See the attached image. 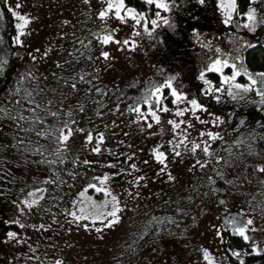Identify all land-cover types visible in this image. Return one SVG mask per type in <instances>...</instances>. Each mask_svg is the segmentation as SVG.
Returning <instances> with one entry per match:
<instances>
[{"label": "rangeland", "instance_id": "rangeland-1", "mask_svg": "<svg viewBox=\"0 0 264 264\" xmlns=\"http://www.w3.org/2000/svg\"><path fill=\"white\" fill-rule=\"evenodd\" d=\"M1 1L22 54L0 84L4 264H234L227 245L264 251V70L245 63L264 45V0L244 12L141 0L155 23L126 0ZM156 211L176 218L161 243L139 224Z\"/></svg>", "mask_w": 264, "mask_h": 264}, {"label": "trees", "instance_id": "trees-1", "mask_svg": "<svg viewBox=\"0 0 264 264\" xmlns=\"http://www.w3.org/2000/svg\"><path fill=\"white\" fill-rule=\"evenodd\" d=\"M126 2L132 6H135L137 10L144 12V14H147L149 19L152 21L160 17V15L158 14L159 8H157L155 5H152V7L149 8V6L146 4L147 6L145 5L144 8L139 4V2L143 3V1L141 0H126ZM239 3H240L241 11L244 12L247 9H249L250 6H252L253 0H239ZM10 27H11L10 14L8 8L0 0V65H2V67H0V84L3 82V79L5 78L7 73H9V71L15 66L17 60L19 59V56L22 55L21 54L18 56L17 50L14 48V46L11 43ZM245 63L251 69L264 70V45L258 44V45L250 46L249 49L246 50ZM217 75L219 76L217 72L211 73V76H213L214 78L218 77ZM56 159H57L55 161L56 163H61L62 161H64V158L62 159L61 157H57ZM6 169L9 172L11 171L7 167ZM95 195L97 196V198L99 197L98 193ZM2 218H3L2 213L0 212V219ZM233 240L240 247L245 245L244 240L241 237L235 236ZM227 250L228 252H230V256L234 264H264V251L254 252V250L248 248L245 254L236 255V253H234L231 250V248L228 247V245H227ZM5 260L6 259L4 258V252L0 249V264H4Z\"/></svg>", "mask_w": 264, "mask_h": 264}, {"label": "flooded vegetation", "instance_id": "flooded-vegetation-1", "mask_svg": "<svg viewBox=\"0 0 264 264\" xmlns=\"http://www.w3.org/2000/svg\"><path fill=\"white\" fill-rule=\"evenodd\" d=\"M145 15H146V17H144V19L146 20V18L148 16H147V14H144V16ZM248 49H249V47H248ZM245 56H246V52H245ZM161 65H162L161 66L162 67L161 69L163 70V73H162L163 76H165L169 80L175 81V76H172L171 75V73L173 72V70L171 68L170 69H167L168 67L163 66V64H161ZM227 66L231 70V68H232L231 65H227ZM161 104H164V103L161 102ZM234 119H235V116L233 118H229V121H233ZM238 119H239V117H238ZM239 125L240 124L238 122H236V126H239ZM247 130H248V126H246L242 130V132H245ZM224 153H228V151H225ZM223 167H224V164L221 166V168H223ZM220 169L217 170L215 176L211 177L212 182H215L216 179H217V177L220 178L222 176V174L224 173L225 168L223 169L222 172H220ZM216 198H218V196ZM178 213H180V212H178ZM174 216L175 215H173V213L170 212V211H165V212H163V211H156V212H150L149 214L145 215V217L141 218V221L139 222V224L142 225V229H143V226H145V228L150 227V228H153L154 229V235L151 234L152 236H150V238L148 239V241H156V242L158 241L159 243H161L162 240L165 239L168 236V234H170L171 232H173L171 230H174V226L171 225V220H175L176 219ZM175 225L176 226H179V228H182L183 229L182 225H179V224H175ZM176 226H175V228H176ZM167 230H168V232H167ZM185 235H186V232H183L182 234H180V236L182 237V239H185L186 238ZM189 245L190 244H189L188 241H184L183 242V247L184 246L185 247H188ZM138 263L139 262H137V264Z\"/></svg>", "mask_w": 264, "mask_h": 264}, {"label": "snow or ice", "instance_id": "snow-or-ice-1", "mask_svg": "<svg viewBox=\"0 0 264 264\" xmlns=\"http://www.w3.org/2000/svg\"><path fill=\"white\" fill-rule=\"evenodd\" d=\"M148 2H149V3H152L153 0H148ZM111 7H112V6L109 5V8H111ZM158 7L164 8V7H166V5H165V4H160V5H158ZM128 11H129V12H132L133 10L129 9ZM116 14L119 16V12H117ZM100 15L103 17L104 15H106V13L102 12ZM20 19H24V17H20ZM121 19H123V17H121ZM137 22H138V21H137ZM25 23H27V20H25ZM153 23H155V21H153ZM18 27H21V28H22L23 25H20V26H18ZM109 40H110V37H108V36L104 37V43H108ZM16 42H17V43H20L19 37L16 38ZM103 55L105 56V58H107V53H104ZM0 67H2V65H0ZM260 75L264 76V73H261ZM201 78H203V77H201ZM157 91H159V89H157ZM178 99H179V97H178ZM191 103H192L194 106H198V105H196V101H191ZM137 110H138V109H137ZM164 110L167 111V109H164ZM177 114H178V115H182L183 113L181 112V113H177ZM153 115H155V114L153 113ZM157 119H158V118H157ZM170 123H174V122H171V121H170ZM176 127H179V125L177 124ZM67 138H68L67 136L64 137L65 140H67ZM89 139H91V137H89ZM195 147L198 148L199 145H196ZM96 151H99V149L97 148ZM177 154H178V153H177ZM162 157H163V154L161 153V154H159V155L157 156V159H158V160H161V162H163ZM261 170L264 171V169H261ZM73 215H75V214H73ZM113 215H114V213H113ZM77 219H80V217H77ZM249 223H251V221H249ZM11 235H14V234H11ZM240 235H242V236L244 235L243 230L240 231ZM244 238L247 239L246 236H245ZM236 255H239V254L236 253Z\"/></svg>", "mask_w": 264, "mask_h": 264}]
</instances>
